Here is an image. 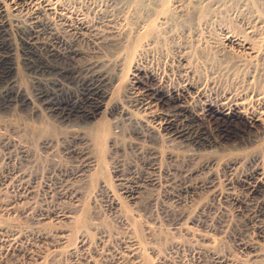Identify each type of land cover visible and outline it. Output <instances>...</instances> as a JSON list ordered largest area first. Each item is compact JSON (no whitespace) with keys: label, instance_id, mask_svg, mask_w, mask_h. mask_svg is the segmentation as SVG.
I'll return each instance as SVG.
<instances>
[{"label":"rangeland","instance_id":"1","mask_svg":"<svg viewBox=\"0 0 264 264\" xmlns=\"http://www.w3.org/2000/svg\"><path fill=\"white\" fill-rule=\"evenodd\" d=\"M186 1L212 22L209 20L207 27L199 26L198 33L191 22L178 25L168 46L179 45L187 50L195 78L201 82L230 84L240 73L235 69L228 71L222 60L213 56L216 54L211 43L222 41L230 31L237 30L234 34L240 35L245 32L249 20L240 12L245 0H231L221 7L223 11L213 5L207 7L204 0ZM257 2L252 3L259 9ZM212 12L213 19L209 17ZM263 13L261 8L260 14ZM37 33L36 65L45 66L48 51L54 47L64 55L71 45L85 54L93 49L89 41H75L69 35L65 36L66 46H53L51 35L42 29ZM16 37L13 38L16 87L30 100L24 104L10 103L0 96V235L16 237L18 241L13 250L0 243V264H264V217L258 216V211L264 208V140L250 141L246 137L244 143H224L218 125L213 122L204 126L220 144L204 153H194L192 146L179 140H165L161 132L150 129L153 124L148 121L160 110L144 119L139 112L140 94L131 96L134 99L125 95L132 73L128 67L127 75L117 82L113 78L114 82L107 84L111 99L108 105L117 104L133 118H141L151 140L128 134L127 129L134 128L128 121L116 130L113 117L108 115L111 132L103 142H97L96 120L74 117L68 125L62 124L37 107L38 83ZM109 48L113 50L104 46L99 49L97 59H112L113 51ZM157 53L149 55L143 66L150 62L148 67L161 75L171 62L167 66ZM85 59H79L78 65H83ZM105 68L108 70L110 66ZM172 83L173 79L166 86H174ZM189 103L185 104L194 111L201 108L200 102ZM69 143L88 151L87 157L95 161V169L86 167L84 157L70 154ZM153 163L157 171H152ZM254 169H258L263 181L262 195L258 200L245 201L243 178ZM208 179L215 188H206ZM248 203L250 206H246ZM131 248L139 252L136 251L135 260L126 256Z\"/></svg>","mask_w":264,"mask_h":264},{"label":"bare ground","instance_id":"2","mask_svg":"<svg viewBox=\"0 0 264 264\" xmlns=\"http://www.w3.org/2000/svg\"><path fill=\"white\" fill-rule=\"evenodd\" d=\"M204 1L207 2V7L208 5L211 7L213 5L217 10L223 11L224 9L221 7L231 0ZM255 1L245 0L240 6L242 16L244 19L249 20L242 35L234 34L237 30L233 33L230 31L222 41L211 43L213 45L208 43L216 54L213 56L220 58V61L222 60L221 63L223 62L226 65L228 71L232 72L235 69V71L238 70L240 73L238 78L231 80L230 84L225 85V83H222L224 80L222 82L219 80L222 83L219 84L214 80L201 82V80L195 78L196 73H194V69L186 56L187 50L182 49L179 45L174 48L168 46V41L173 37V32L178 25H185V22H191L194 31L197 32L199 31V26H206L211 21L208 16L204 17L194 6H190L186 0H0V96L9 100L10 103L24 104L25 101L30 100L16 87L17 61L15 60L16 48L13 38L18 36L25 61L30 66L29 69L32 67L30 69L31 74L38 83L36 92L37 107L41 108L42 112H47L56 122L62 124L68 125L73 121L74 117L93 120L94 122L96 120L98 125L95 135L97 142H103L108 133L111 132L109 129L112 127V123L117 130L121 129L120 124L126 121L134 126L132 129H127V131L130 130L128 134L135 135L142 140L151 138L150 131L145 129L146 127L141 118L137 117L138 119H136L135 116L133 118L129 115L128 110V112L125 111L117 104L108 105L111 99L109 98V92L107 93L106 91L107 84L113 83V78L117 82L122 76L124 77L128 67L132 69V73L128 78V83L126 82L128 86L125 85L127 87V93L126 91L124 92L126 93L125 95L128 98H133L131 96L134 94H140V111H138L143 118L144 116L149 117L156 110H160L158 115L156 113V116H153V119L148 121L153 124L150 129L161 132V136L165 140H179L181 143L184 142L188 146H192L194 153L196 151H203L204 153L205 150L212 149L217 144H220L215 136L205 128L207 126H204L205 123L213 122L218 125L220 139L224 143L234 142L236 144L237 141L243 142L246 137L250 141H263L264 13L261 15L260 12L261 8L264 10V0H258L259 9L252 3H255ZM212 13H209L211 18L215 14ZM39 29L52 36L53 46L65 45V36L69 35L75 41H89L93 44V49L91 48L92 50L89 54H85L69 45L70 47L67 46L69 47L68 53L64 55L55 50L56 48L54 47L48 51V55L45 58L47 64L44 66L37 63L38 65H36L34 61L38 54H35L37 53L35 45L38 39L36 33ZM207 31H209L208 28ZM101 46L113 49L109 48V50L113 51L112 59H97V51L102 48ZM154 52H158L157 54L160 55L162 62L166 63L167 66L171 62L167 68L165 66L164 70H161L163 72V74L161 72V75L160 72L159 74L156 73L157 71L153 70L154 68L150 69V66L148 67L149 61L146 66H143L144 60L149 55L152 57ZM172 54L176 57H171ZM85 57L87 58L85 59L86 62L83 65H78V60ZM171 58L175 62L170 60ZM157 64L160 65L161 63L158 62ZM109 66L110 69L107 70L105 67L108 68ZM171 79H173L175 84L172 87H167L166 83L171 81ZM122 82H118V84ZM114 86L116 85L114 84ZM188 102H190L189 104L191 102H200L201 108L198 111H194L193 108L187 106L188 104H185ZM108 115L113 117L114 121L112 123H109L110 121L106 119ZM71 144L67 148L69 153L74 156H80L81 159L84 157L85 162H87L85 164L86 167H93L95 161L93 162L91 158L87 157L88 151L84 152L81 149H77L73 145L75 143ZM184 146L182 145V147ZM192 148L189 150L191 151ZM97 164L99 165V161ZM155 166L154 163L151 165L152 171H157ZM191 169L193 170L194 168ZM192 170L190 171L192 172ZM190 173L188 175H191ZM259 176L258 169H254L244 176L243 184L247 193L245 201L247 199L249 201L256 200L262 195L260 182L263 181ZM18 177L20 178V176ZM15 179L17 178L15 177ZM68 183V181L67 183L65 182L66 185ZM213 183L211 181L206 183V188H213ZM262 202L264 203V201ZM248 205L250 206L249 203L246 206ZM263 209L261 208L258 211L260 218L264 217ZM256 210L257 207L254 212ZM250 215L248 214V216ZM0 236V243L4 247L11 249L16 242L18 244L16 237ZM136 251L133 248L129 249L126 255L127 258L137 259L138 251ZM124 260L126 261V259Z\"/></svg>","mask_w":264,"mask_h":264}]
</instances>
